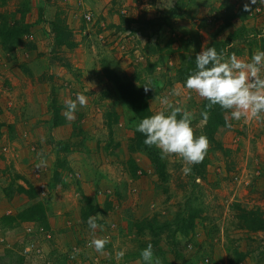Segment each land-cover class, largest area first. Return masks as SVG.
Returning a JSON list of instances; mask_svg holds the SVG:
<instances>
[{"label": "rangeland", "instance_id": "rangeland-1", "mask_svg": "<svg viewBox=\"0 0 264 264\" xmlns=\"http://www.w3.org/2000/svg\"><path fill=\"white\" fill-rule=\"evenodd\" d=\"M23 3L31 9L24 23L34 26L13 51L0 48V264H143L140 245L153 237L140 236L134 222L154 214L175 220L191 209L204 216L193 235L177 233L161 242L176 264H236L235 247L250 252L246 264H264V233L238 229L234 208L240 203L264 212V120L229 119L231 126L215 137L222 147L210 143L203 174L194 172V165L185 175L188 165L169 155L170 176L163 181L147 155L129 151L138 119L109 78L124 73L138 85L148 84L149 92L158 89L150 102L154 114L170 111L161 103L167 98L193 113L197 135L206 122L198 115L205 100L181 82L168 84L180 54L198 50L195 32L201 52L223 25L213 16L223 8L244 12L245 3L251 8L245 23L264 39V5L259 0L254 5L250 0H7L1 10L15 12ZM174 11L185 17L173 27L146 29L150 19ZM121 14L138 21L121 29ZM59 19L73 31V50L56 45L53 24ZM157 45L155 54L151 47ZM253 53L238 58L249 61ZM77 93L87 96V105L78 106L68 125L54 126L50 105H65ZM41 152L46 164L37 168ZM134 162L140 166L135 178ZM29 183L47 205L48 225L20 219L7 224L4 217L17 216L28 203L12 191ZM87 198L97 206L92 216H103L97 219L102 230L93 232L82 219ZM93 236L110 241L103 254L87 246Z\"/></svg>", "mask_w": 264, "mask_h": 264}, {"label": "trees", "instance_id": "trees-1", "mask_svg": "<svg viewBox=\"0 0 264 264\" xmlns=\"http://www.w3.org/2000/svg\"><path fill=\"white\" fill-rule=\"evenodd\" d=\"M6 5L7 0H0V48L3 51L10 52L24 43V36L30 33L31 28L34 25L32 26L31 24H26V22L24 23L27 12L31 10L29 8L25 9V3H23L22 7L18 8L15 12L2 11L1 9H3V7ZM177 13L178 12L174 11L165 13L157 19H150L146 22L149 26L146 29H150L153 26L157 32L165 24L166 26L173 27L174 20L178 21V19L181 20L185 17V15H180ZM130 14H128V17L121 14L122 25L119 26V28L123 29L125 26L129 27L138 21ZM249 17L248 11L243 12L242 9L240 11L237 10L234 12L228 8H223L222 10L220 9L216 15L213 16V18L218 20L222 18L223 25L215 34L211 35V40L205 48L214 46L217 51L226 49L229 55L234 52L237 56L247 52L252 54L254 48L264 51V39H257V36L260 34L258 33V30L249 27L245 23V20ZM61 23L62 21L59 19V22H55L53 24L56 34V45H58V47L73 50L77 46L72 40L73 31L69 25H66L64 22L62 24ZM250 36L252 38H250ZM194 37H196L195 48L198 50L196 52H191L188 55H184L183 53L180 54L181 63L178 65V68L174 74L168 79V84L171 86H173L176 82H181L185 85L187 76L190 74V71L195 68L194 60L195 56L200 53L201 39L200 35L196 32ZM170 46L171 45H168L167 47ZM151 48L155 54H158L157 49L160 48L159 46L155 47L156 49H154V46ZM156 64V61L155 63H150V73L155 71L157 66ZM66 66H70V64L66 63ZM109 78L114 82L122 98L135 113L138 123L144 117L154 114L150 102L151 99L159 96L158 89H153L150 92L148 90L146 92L145 87H148V84L138 81V85L135 80L128 77L124 73L121 75L118 72H115L111 74ZM154 84L158 86L157 82ZM206 103L207 101H204L198 111L200 119H203L200 115V112L205 107ZM49 110L52 115L51 121L54 126L58 127L69 124L70 120L66 119L64 115V112L66 111L65 105H60L57 103V101H55V103L50 105ZM225 114L226 112L223 109H221L219 106H215L211 110L209 118L205 120L206 122L203 129L199 130L196 136L205 135L210 143H218L219 147L221 148V142L217 141L215 137L221 128L228 126V123H226L225 120ZM144 139L145 137L141 133L135 131V136L131 139L129 144V151L131 154L143 153L147 155L149 160L152 162L155 173L158 175L159 179L167 181L170 176V174H168L169 165L167 158L161 159L160 150L155 146H146L143 143ZM207 162L208 161L204 159L202 163L193 167V171L198 174H203V171L206 169ZM132 165L133 168L131 171V176L135 178L138 175L140 166L135 162ZM261 170L264 171L263 168ZM263 171L261 173H264ZM56 177H58V173H56ZM12 193L26 198L28 203L17 216H5L4 220L7 224L13 225L14 223L18 222V219H20L23 221H33L43 225H48L47 205L44 200L41 199V196L38 194L35 186H33L31 183H29L27 188L24 186H18L17 190L12 191ZM87 200L89 202L88 207H85L82 210V219L85 221L88 220L92 215H95L97 209V206H95L89 198H87ZM234 208L236 209V216L238 220L236 227L238 229L246 230L249 233H264V212L260 207L247 208L238 203L234 205ZM184 215L185 217H180L179 215L175 220H167L164 219L165 217L160 214H154L151 217L136 220L133 226L137 233L142 237L145 235L153 237V239L150 241H143L144 244L141 243L142 246L140 245L141 249H144V247L146 248V246L151 242L154 253L161 252L159 253L161 254V264H176L175 260H171V258L164 254L161 242L172 239V237H174L177 233L191 237L196 230V226L198 224L197 220L204 218L203 214L197 209H191L188 212H185ZM166 232L169 234L164 238L163 236H165ZM249 253L250 252H241L239 248L235 247V263L246 264ZM262 255H264V253H262Z\"/></svg>", "mask_w": 264, "mask_h": 264}, {"label": "clouds", "instance_id": "clouds-1", "mask_svg": "<svg viewBox=\"0 0 264 264\" xmlns=\"http://www.w3.org/2000/svg\"><path fill=\"white\" fill-rule=\"evenodd\" d=\"M258 0H250L252 5ZM264 5V0H259ZM250 4L245 3L244 11H250ZM258 10V9H257ZM250 38H252L250 36ZM195 68L190 71L185 81V87L195 91L199 97L207 101L200 115L204 120L210 116L211 110L219 106L226 115L225 120L229 126V119L237 121L242 118H256L264 120V51H255L249 61L238 58L236 53L228 54L226 49L217 51L213 47L203 48L195 56ZM151 87H145L147 92ZM88 98L77 93L76 98L65 101V118L73 120L79 107L87 105ZM162 104L170 110L158 111L151 116L144 117L136 125V131L145 139L143 143L160 150L161 159L171 154H176L188 165L182 169L185 175L192 172V166L200 164L205 159L210 147V141L205 135L196 136L192 127L193 113L186 108L174 106L167 98L162 99ZM135 115L134 113H132ZM179 117V118H178ZM40 163L37 168L46 164L44 154L37 153ZM100 214L91 216L88 225L93 232L102 225L97 223ZM110 241L108 238H93L88 242V247L103 254L105 246ZM124 252L118 253L122 258ZM143 264H161L159 257L155 256L153 246L149 243L140 252Z\"/></svg>", "mask_w": 264, "mask_h": 264}, {"label": "built area", "instance_id": "built-area-1", "mask_svg": "<svg viewBox=\"0 0 264 264\" xmlns=\"http://www.w3.org/2000/svg\"><path fill=\"white\" fill-rule=\"evenodd\" d=\"M88 18H90V17L88 16Z\"/></svg>", "mask_w": 264, "mask_h": 264}]
</instances>
